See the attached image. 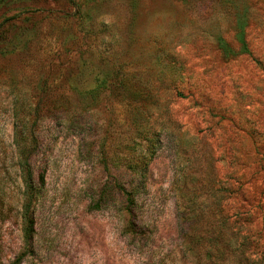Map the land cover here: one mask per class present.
I'll return each instance as SVG.
<instances>
[{"label": "rangeland", "instance_id": "obj_1", "mask_svg": "<svg viewBox=\"0 0 264 264\" xmlns=\"http://www.w3.org/2000/svg\"><path fill=\"white\" fill-rule=\"evenodd\" d=\"M30 9L0 42V264H264V0H0V20Z\"/></svg>", "mask_w": 264, "mask_h": 264}, {"label": "trees", "instance_id": "obj_2", "mask_svg": "<svg viewBox=\"0 0 264 264\" xmlns=\"http://www.w3.org/2000/svg\"><path fill=\"white\" fill-rule=\"evenodd\" d=\"M34 9L23 12L15 11L10 17L0 20V42L5 41L6 34L12 33L15 29L22 28L25 29L26 26L30 25L31 20L35 14ZM27 14V15H26ZM21 16H23L21 18ZM243 48L245 49V42L241 39ZM18 102L15 100L13 107V126H12V145L14 147V152L16 156V165L20 173L21 182L23 186V200L21 205V218H22V236L26 241H29L32 233V223L30 218V211L32 206L33 196L36 191L35 184V173L33 167V156L36 153V148L34 146L33 133L29 129V120L27 111L24 112ZM31 143L33 145H31ZM123 196H125V201L132 203L134 201V192L125 191L122 189ZM134 217L129 213V219ZM196 219L198 218L195 217ZM229 217L222 216L221 221H227ZM185 219L183 216H179V222H183ZM132 224V221L130 222ZM186 228L182 227L184 231ZM184 235V232H183ZM237 239V237H236ZM232 246L231 243L226 244V248L218 246L216 243H212L204 248L203 259H227L224 254L227 248ZM184 247V246H183Z\"/></svg>", "mask_w": 264, "mask_h": 264}]
</instances>
